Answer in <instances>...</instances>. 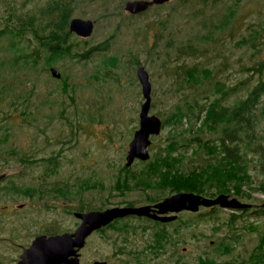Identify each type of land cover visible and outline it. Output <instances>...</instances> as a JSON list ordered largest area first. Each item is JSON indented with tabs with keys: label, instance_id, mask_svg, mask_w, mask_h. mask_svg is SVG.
Returning a JSON list of instances; mask_svg holds the SVG:
<instances>
[{
	"label": "rangeland",
	"instance_id": "rangeland-1",
	"mask_svg": "<svg viewBox=\"0 0 264 264\" xmlns=\"http://www.w3.org/2000/svg\"><path fill=\"white\" fill-rule=\"evenodd\" d=\"M16 1L19 5L20 0ZM124 1H76L72 16L94 19V28L87 37L74 36L81 39L85 50L95 45L104 47V44L107 48L93 49L87 59L80 61L69 58L53 64L40 61L39 65L46 70L27 111L21 113V107L14 109L13 105L0 104V126L11 128L8 138H0L7 144L0 153V264H15L22 246L37 232L73 229L79 222L73 210L79 204H87L83 209L86 210L128 201L133 204L151 202L146 197L147 192H157L160 197L169 194L167 188L129 190L116 179L120 173H127L120 167L124 165L128 143L139 125V110L144 99L136 75L138 64H143L149 73L150 112L161 118L158 112L168 111L177 100L174 92L184 91L183 81L175 84L172 83L175 76H165L160 65L162 60L169 62L170 67L184 62L211 65L216 76L229 85L246 78L248 86L258 78L259 72L253 66L264 61V0H195L186 5L185 0H170L136 14L123 8ZM34 4L37 1L25 7ZM230 9H234L231 15L228 14ZM5 11L4 2L0 0V27ZM163 18L167 19L164 28L159 23ZM222 18H230L223 28L212 26ZM210 30L214 37H210L207 52L202 55L177 56L174 48L167 46V40L173 46L183 44L185 39L192 40L194 35L200 37ZM5 47L7 38L0 39V49ZM111 57L115 58L114 65ZM51 65L61 72L60 77L51 75ZM262 75L264 78V67ZM64 76L68 83L66 90ZM188 91L185 92L191 95ZM197 94L200 96L201 92ZM243 94H246L245 87L234 96ZM233 100L230 97L227 103ZM258 126H264V117ZM173 133L177 134L167 125L158 134L151 135L150 156ZM8 144L15 145L17 153L9 151ZM21 156L27 158L23 160ZM252 163H256V168L251 169L255 180H264V166L255 160ZM139 165L136 160L130 167L135 169ZM16 183L33 187V193L17 191L12 186ZM251 194L250 198L240 199L260 205L264 193L252 190ZM253 209H248L233 223L232 230L237 228L239 240L227 255L228 259L246 256L256 243L259 229L251 226L261 228L264 217ZM206 210L205 207L199 209ZM231 211L240 210L219 207L216 213L224 219ZM197 212L182 211L178 217L184 220ZM178 217L167 226L181 224ZM203 217L181 229L177 252L185 260L191 261L203 254L226 231L214 229L216 220L210 215ZM129 221L137 225L133 228L136 233L128 238L135 246L144 238L141 224L145 226L151 221L137 217ZM121 241L117 229L99 228L87 237L80 249V260L90 264L94 259L104 258L108 264H123ZM166 264L177 263L172 260Z\"/></svg>",
	"mask_w": 264,
	"mask_h": 264
},
{
	"label": "trees",
	"instance_id": "trees-1",
	"mask_svg": "<svg viewBox=\"0 0 264 264\" xmlns=\"http://www.w3.org/2000/svg\"><path fill=\"white\" fill-rule=\"evenodd\" d=\"M1 1L4 2L6 11L2 15L4 17L0 27V39L7 38V47L0 49V104L2 105L6 103L13 105L14 109L21 107V113L27 111L38 92L37 84L42 80L41 75L46 70L44 66L39 65L40 61L45 64H53L67 58L80 61L83 58L87 59L93 49L107 48L104 44V47L95 45L85 50L81 39H76L75 33L69 30V21L78 0H20L19 5L16 0ZM36 1L35 6L25 7L27 3ZM188 1L195 2V0H185V5L189 4ZM233 12L234 9H230L228 14L231 15ZM229 19L222 18L218 23H212V26L223 28ZM166 22V18L159 20L163 28ZM211 36L214 37L212 30L200 37L194 35L192 40L187 38L183 44L173 46L168 40L166 43L167 46L174 48L177 56H196L207 52V44ZM114 60L115 58L111 61L113 65L116 63ZM160 65L167 78L175 76L172 83L184 82V91L179 94L174 92V96L178 98L171 108L166 110L167 113L158 112L162 115V128L168 125L177 134L168 136L152 156L139 161L140 165L137 168L121 165L120 169L127 173L124 175L120 173L116 178L117 181L121 185H127L129 190L139 188L147 191L167 188L169 194L179 190H191L210 196L226 192L238 198H250L252 190L264 193V180L256 181L251 171L252 168H256V163H252L253 160L264 166V126H258L260 119L264 117V78L262 77L264 61L253 66L259 75L256 81L251 85L247 84L248 86H246L248 82L246 78L229 85L216 76L213 66L204 63L184 62L170 67L169 62L162 60ZM63 80L66 90L68 83L65 76ZM243 87L246 89V94L234 96ZM186 90H189L191 95L185 92ZM198 92H201L200 96ZM53 93L47 92V94ZM230 97L235 100L227 103ZM200 98L205 100L200 101ZM7 117L6 114L5 119ZM1 127L0 138H8L11 128ZM5 145L6 142L0 140V153L5 150L3 149ZM8 147H10L9 151L17 153L15 145L8 144ZM20 158L25 160L27 157ZM12 186L17 191L22 189L27 193H31L33 188L22 187L17 183ZM57 190L63 193L60 188ZM160 195L157 192L146 193L148 200H157ZM127 204L133 202L128 201ZM86 206L87 204H79L74 208L83 210ZM219 207L214 205L203 212L195 211L197 213H191V216L184 220L177 216L181 224L172 228L167 225L169 222L173 223L175 219L162 222L128 215L116 218L100 229L109 227L117 229L122 239L120 250L123 251L121 252V256L124 257L123 264H166L172 260L177 264H264V225L261 228L251 226L252 229H259V234L256 243L246 256L239 259L227 257L239 240L237 228L232 230L235 220L251 207H254L252 210L254 213L264 217V206L252 203L251 206L236 209L240 210L239 212L231 211L224 219L216 213ZM205 215H210L216 220L214 229L224 228L226 231L220 234L213 244L208 246L210 249H205L203 254H198L191 261L185 260L183 255L177 252L181 229L203 219ZM131 217L151 221L145 226L138 223L141 224L144 238L135 246L128 241L130 234L136 233L133 228L137 226L129 221ZM147 229L149 230L146 231Z\"/></svg>",
	"mask_w": 264,
	"mask_h": 264
},
{
	"label": "water",
	"instance_id": "water-1",
	"mask_svg": "<svg viewBox=\"0 0 264 264\" xmlns=\"http://www.w3.org/2000/svg\"><path fill=\"white\" fill-rule=\"evenodd\" d=\"M170 0H125L123 8L129 13L136 14L154 4ZM94 28V19L89 17L72 16L69 30L75 34L87 37ZM54 77H60L61 72L56 66L49 67ZM136 75L141 85L143 101L139 110V125L134 130L128 143L125 165L130 166L135 159L146 160L150 157L149 145L151 135L158 134L162 128V118L151 108V81L148 70L143 64L136 67ZM2 175H0L1 177ZM219 205L223 208L238 209L251 206L252 203L239 199L226 192L210 196L191 190L172 192L158 201L150 204L111 205L104 208L73 210V215L79 223L73 230H65L53 234L41 233L36 235L30 244L22 250L16 264H84L80 260V249L85 245L87 237L95 230L103 227L116 218L127 215L148 216L160 221H170L177 218L182 210L198 211L200 207ZM264 206V199L260 202ZM90 264H108L107 259H94Z\"/></svg>",
	"mask_w": 264,
	"mask_h": 264
},
{
	"label": "flooded vegetation",
	"instance_id": "flooded-vegetation-1",
	"mask_svg": "<svg viewBox=\"0 0 264 264\" xmlns=\"http://www.w3.org/2000/svg\"><path fill=\"white\" fill-rule=\"evenodd\" d=\"M126 156V155H125ZM136 160H138V161H140V160H142V159H135L133 162H132V164L136 161ZM131 164V165H132ZM130 165V166H131ZM124 166H126L125 165V162H124ZM130 166H126V167H130ZM168 195V194H167ZM166 196V195H165ZM164 197V196H163ZM163 197H160L159 199H161V198H163ZM159 199H157V200H152L151 202H145V203H150V204H152V203H154V202H156V201H158ZM240 199V198H239ZM145 203H140V204H145ZM118 205V204H117ZM123 205V204H122ZM129 205H138V204H129ZM215 206H218V205H215ZM107 207V206H106ZM203 207V206H202ZM213 207V206H212ZM102 208H104V207H102ZM206 209L207 208H209V207H205ZM92 209V208H91ZM87 210V209H86ZM182 211H189V210H182ZM182 211H180V212H182ZM179 212V213H180ZM179 213H178V215H179ZM132 215V214H131ZM128 216V215H127ZM135 216H138V215H135ZM125 217V216H124ZM141 217H143V218H150V217H148V216H141ZM119 218H121V217H119ZM150 219H152V218H150ZM152 220H156V219H152ZM158 221H160V220H158ZM171 221V220H170ZM163 222V221H162ZM165 222H168V221H165ZM79 223V222H78ZM75 228V227H74ZM73 228V229H74ZM101 228V227H100ZM73 229H70V230H73ZM99 229V228H98ZM98 229H95V230H98ZM70 230H68V231H70ZM94 230V231H95ZM63 231H65V230H63ZM59 232H61V231H59ZM41 233H45V234H47V235H49V234H53V233H57V232H49L48 230H42V231H40V232H37L36 234H34L33 235V237L31 238V240L36 236V235H38V234H41ZM31 240L29 241V242H27L26 244H24L23 246H22V249H21V251H20V253L22 252V250L24 249V247H26V246H28L29 244H30V242H31ZM20 253H19V255H18V258H19V256H20ZM18 258L16 259V261L18 260ZM16 261H15V264H16Z\"/></svg>",
	"mask_w": 264,
	"mask_h": 264
}]
</instances>
